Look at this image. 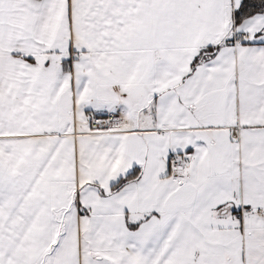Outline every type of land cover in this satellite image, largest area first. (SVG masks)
<instances>
[{"label":"snow or ice","instance_id":"1","mask_svg":"<svg viewBox=\"0 0 264 264\" xmlns=\"http://www.w3.org/2000/svg\"><path fill=\"white\" fill-rule=\"evenodd\" d=\"M0 264H264V0H0Z\"/></svg>","mask_w":264,"mask_h":264}]
</instances>
